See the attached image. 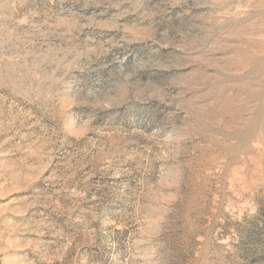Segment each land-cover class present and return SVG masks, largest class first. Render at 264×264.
<instances>
[{
    "label": "rangeland",
    "instance_id": "rangeland-1",
    "mask_svg": "<svg viewBox=\"0 0 264 264\" xmlns=\"http://www.w3.org/2000/svg\"><path fill=\"white\" fill-rule=\"evenodd\" d=\"M0 264H264V0H0Z\"/></svg>",
    "mask_w": 264,
    "mask_h": 264
}]
</instances>
